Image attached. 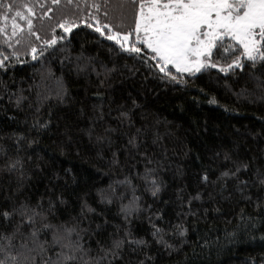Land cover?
Here are the masks:
<instances>
[{
	"label": "snow or ice",
	"instance_id": "6c2138e0",
	"mask_svg": "<svg viewBox=\"0 0 264 264\" xmlns=\"http://www.w3.org/2000/svg\"><path fill=\"white\" fill-rule=\"evenodd\" d=\"M66 3H75L79 9L81 0H66ZM83 3L88 6L85 10L90 8L95 11H89L86 18L75 12L62 14L51 26L42 47L28 44L31 58L43 65L45 53L48 56L59 53L61 66H65V61L71 65L69 73L87 77L96 88L93 95L100 100L98 105L93 106L91 119L94 124L97 121L101 125L109 124L102 134L96 135V141H107L111 145V133L122 131L127 137L125 149L129 153L135 149L144 156V167L142 171L138 168L135 171L130 168L126 173L122 171L106 188L96 189L94 200L105 206L116 205L120 223L112 225L107 218L101 221L104 211L93 207L89 202V193L78 197L79 212L64 218L62 214L58 216L57 212L61 205L68 204L64 187L71 170H64L63 177L58 172L47 175L44 193L38 199L30 198L24 190L25 181L32 178L26 171V163L32 160V156L27 155L25 145L30 147L37 143L36 139L20 133L14 134L11 145L0 143V176L6 174L9 181L13 176L16 178L14 187L9 186L7 194L0 188V264H155V256L151 254L153 245H159L171 253L173 250L179 251V245L185 243L189 229L185 227L184 217L188 214L196 216L191 209L194 202L203 199L201 187L205 190L212 188L213 191L218 187L219 194L223 196L230 185L232 191L228 193L229 196L238 193L239 199L254 203L258 210H264V163L256 167L251 160L234 159L226 151L223 162L218 165L220 171L215 180L205 169L197 177L199 184L194 195L189 194L185 199L183 190H177L180 211L175 216L179 221L163 223L165 216L162 211L153 209V204L145 201L149 195L153 202L159 199L164 184L157 168L151 166L153 161L147 151L140 150L142 129L123 131L125 123L132 124L131 109L123 110V105L119 106L120 110L114 118L117 127H112L107 119L112 109L109 108L107 112L103 110L102 91L113 87L119 61L131 60L147 69L153 78L181 86L189 83L195 86L196 80L205 77L209 81L213 78L227 81V78L243 73L245 86L237 95L247 94L264 99V0H91L90 5L88 0H83ZM51 4L58 6L61 0H51ZM40 6L44 7L43 4ZM101 10L102 16L98 14ZM34 11V5L29 2L0 0V35L5 36L7 47L13 49L11 53L0 51V70H9L11 65L6 61L15 59L23 63L18 60L20 53L12 42L21 44L25 26L28 35L40 39L32 19ZM48 12H53V8H48L44 15L47 16ZM49 19L52 17L49 16ZM81 25L91 29L95 34V43L106 48L110 57H115L109 60L111 67L104 62L97 63L96 57L84 56L83 52L73 59L70 51L72 40L69 37L74 36V30L80 29ZM57 28L61 32H57ZM123 67L129 72L139 70L135 64L130 67L125 63ZM93 75L95 80L91 79ZM45 79L55 80L54 91L39 82L29 86L36 89L37 103L32 127L37 130L47 129L51 124V112L48 113L49 119L39 117L41 101L55 96L60 103H65L68 93L63 75L55 77L49 69L48 77L41 74V80ZM41 87L47 91L42 93ZM3 88L9 90L7 83L3 84ZM200 91L205 92V88H200ZM28 99L22 93L9 96L16 108H21ZM128 99L132 107H138L136 99L131 96ZM216 102L214 96L209 97V104ZM28 107L32 108L33 104L29 103ZM88 134L91 138L94 130L90 128ZM158 139L156 137L153 143ZM22 151L25 155H21ZM216 156L219 158L220 153H216ZM111 164H119L117 152L112 153ZM70 179L72 183L76 182L75 177ZM61 180L64 184L59 183ZM208 196L213 198L212 191L208 192ZM184 204L188 205L187 212L183 209ZM145 213H149L147 220L151 228V241L137 237L130 227L134 220ZM241 219H244L243 211ZM109 225L112 226L111 232H107ZM251 226L255 227V224ZM169 231L172 236L180 238L178 243L166 239ZM103 232H107L106 237L97 240L95 247L85 241V236L91 238V235L99 236ZM260 239L264 240V235ZM247 264H264V252L250 257Z\"/></svg>",
	"mask_w": 264,
	"mask_h": 264
},
{
	"label": "trees",
	"instance_id": "16d2710c",
	"mask_svg": "<svg viewBox=\"0 0 264 264\" xmlns=\"http://www.w3.org/2000/svg\"><path fill=\"white\" fill-rule=\"evenodd\" d=\"M18 2L34 5L32 19L40 39L28 35L25 26L21 44L12 42L20 53L18 60L23 63L15 59L6 61L11 65L9 70H0V143L11 145L15 139L14 134L20 133L36 139L37 143L30 147L25 145L27 155L32 156V160L26 163V171L32 177L25 181L24 191L27 196L38 199L45 191L46 176L58 172L63 177L64 170L68 169L71 170L68 173L69 181L64 187L68 204L61 205L57 215L62 214L64 218L68 214L76 215L79 212L78 197L89 193V202L93 207L104 211L101 221L107 218L112 225L120 223L116 205L105 206L94 200L96 189L106 188L122 171L126 173L130 168L142 171L145 157L135 149L131 153L125 149L127 137L122 131L111 133V145L107 141L98 143L96 135L102 134L104 127L109 124L101 125L98 121L94 124L91 119L93 106L100 103L93 95L95 86L89 83L87 77L69 73L71 65L67 61L62 67L59 53L55 56L45 53L42 58L44 64L41 65L32 60L28 48L29 43L35 44L37 48L42 47V41L47 38L51 26L62 14L75 12L86 18L89 11L95 10H85L88 6L83 0L79 9L75 3L67 5L66 0H61L58 6L52 5L51 0ZM41 4L44 5L43 8ZM90 4L91 0H88V5ZM48 8H53V12H48L45 16ZM98 14L102 16L103 10ZM10 23L9 21V25ZM56 31L61 32L58 28ZM74 33V36L69 37L72 40L70 51L73 59L83 52L84 56L96 57L97 63L104 62L111 67L109 60L115 57H110L106 48L95 43V34L91 29L81 25ZM12 50L5 44V36L0 35V51L11 53ZM125 63L130 67L135 64V68L139 70L129 72L123 67ZM49 69L55 77L63 75L68 93L65 103H60L55 96L41 101L39 117L49 119L48 113L51 112V124L47 129L37 130L32 127L34 106L37 103L36 89H30L29 86L39 82L54 91V79L41 80V74L48 77ZM121 72L124 73L123 76L120 75ZM114 76L113 87L102 89L103 110L107 112L109 108L112 109L111 116L107 119L112 127H117L114 118L120 110L119 106L123 105V110L131 109L132 120L131 125H123V131L129 128L132 132L136 128L142 129L140 150L147 151L148 157L153 161L151 166L157 168L164 184L159 199L153 202L149 195L145 197V201L153 204V209L162 211L165 216L163 223L169 220L173 223L179 221L175 216L180 211V202L176 199L178 189L183 190L185 199L189 194L194 195L199 184L197 177L205 169L213 180L216 179L224 152H230L234 159L239 157L251 160L256 167L264 163V99L247 94L237 95L245 86L246 77L243 73L227 78V81L215 78L209 81L205 77L203 80H196L195 86L192 83L181 86L153 78L139 63L120 60L119 71ZM91 79L95 80V75ZM4 83H7L9 90L3 88ZM200 88H205V92H201ZM40 91L43 93L47 89L41 87ZM13 93H22L29 99L24 101L21 108H16L9 100ZM129 96L136 99L138 107L131 106ZM210 96H214L217 102L209 104ZM29 103L33 104L32 108L28 107ZM90 128L94 130L91 138L88 134ZM156 137L159 139L153 143ZM113 152H117L119 157L118 165L111 164ZM216 153H220L219 158ZM21 155L25 153L22 151ZM71 177H75V183L71 182ZM15 182V176L11 181L6 178V174L0 176V188L5 194L8 193L9 186L14 187ZM59 183L64 184V181ZM201 191L203 199L194 202L191 209L196 216L188 214L184 217L185 227L189 229L185 243L179 245V251L173 250L171 253L159 245H153L151 254L155 256V264H247L250 257L264 252V240L260 239L264 235V210H258L254 203L239 199L238 193L229 196L228 193L232 191L230 185L223 196L219 194L218 187L215 191L201 187ZM209 191L213 193L212 199L208 196ZM183 209L187 212L188 205L184 204ZM148 215L149 213H145L143 217L134 220L130 227L137 237L151 241ZM249 217L252 219L249 220ZM111 231L112 226L109 225L107 232ZM107 232L99 236L91 235V238L85 236V241L95 247L96 241L103 240ZM166 239L178 243L180 238L172 236L169 231Z\"/></svg>",
	"mask_w": 264,
	"mask_h": 264
}]
</instances>
